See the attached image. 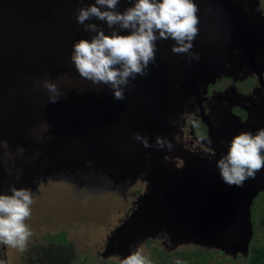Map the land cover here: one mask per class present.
<instances>
[{
	"label": "water",
	"instance_id": "95a60500",
	"mask_svg": "<svg viewBox=\"0 0 264 264\" xmlns=\"http://www.w3.org/2000/svg\"><path fill=\"white\" fill-rule=\"evenodd\" d=\"M262 73L260 0H0V232L49 182L126 202L143 184L102 259L136 264L148 240L247 258L264 192ZM251 75L263 99L242 121L234 83ZM203 102L217 116L210 151H192L183 126Z\"/></svg>",
	"mask_w": 264,
	"mask_h": 264
},
{
	"label": "rangeland",
	"instance_id": "374dc122",
	"mask_svg": "<svg viewBox=\"0 0 264 264\" xmlns=\"http://www.w3.org/2000/svg\"><path fill=\"white\" fill-rule=\"evenodd\" d=\"M138 186L130 190L127 203L120 193L78 195L68 185L49 182L41 187L40 194L22 205L25 208L21 212L23 217L11 218L12 236L7 244L12 251L9 259L12 264H120L117 257L101 260L96 256L100 257L108 234L119 224L113 217L114 211L120 213L121 202L128 205L138 198H133ZM263 193L255 198L251 209L252 217L257 213L256 219H252L254 241L264 247V224L260 221V217H264ZM124 209L118 220L123 217ZM31 232L39 244L29 254L25 245ZM59 241L67 247H57ZM159 249H164L159 241L148 240L136 264H246L243 256L223 259L222 254L214 250H198L193 246L180 247L172 253L165 251L168 256L156 253ZM196 255L201 257L196 259Z\"/></svg>",
	"mask_w": 264,
	"mask_h": 264
},
{
	"label": "flooded vegetation",
	"instance_id": "af4514ba",
	"mask_svg": "<svg viewBox=\"0 0 264 264\" xmlns=\"http://www.w3.org/2000/svg\"><path fill=\"white\" fill-rule=\"evenodd\" d=\"M260 1H261L263 11H264V3H263L264 1L263 0H260ZM262 74H263L262 78L264 81V73ZM232 83H233L232 78H226V77L222 78L216 84L210 86L207 96L211 97L215 92L225 90L226 88L231 86ZM234 84L237 87L238 92L246 96V103H242L243 107L236 105L233 109V112L237 116H239L242 121H246L249 116L246 107L249 108L251 107V105L259 103L263 99V97L259 96V92H261V89H262L261 80L258 75H251V76L244 78L243 80H238ZM216 117L217 116L215 115V113L213 114L212 112L211 103L203 102L202 104L197 105V107H195L192 110V112L189 115H187L184 126H183V132H182L183 143L184 141H186L187 143L185 144V146L186 147L190 146V150L192 149V151H196V150L210 151V149H207L206 146L202 144V141L206 137H208L209 131H210V126L205 119L207 118L208 120L213 121L217 119ZM144 190H145V186L143 184H140L137 190L133 193V198L134 197L137 198L139 195H141L144 192ZM120 204L122 206L121 212H123L124 207H126L127 209L126 203L124 204L121 202ZM19 209L20 211L18 209H15V210H11L10 212H8V215L2 221V232H0V264H2L1 262H3L4 264H12V261L9 259L12 251L10 250L7 244L9 243V238H11L12 236L11 222L13 220L11 218H14V216H20L21 212L24 211L25 208L21 206V208ZM121 212L118 213L114 211L113 217H115L117 222H119L118 219L120 215L122 214ZM20 217H23V216L21 215ZM62 234L64 233L62 232ZM29 238L30 240L28 242L26 241L27 245H25V247L29 249L28 253L32 254L34 252L33 250L37 249L36 245L39 243H37L38 239L36 237L34 238V232L30 233ZM23 245H24V242L22 243V246ZM54 245L55 244H52V246ZM58 245H61L59 246L61 248L67 247L60 241H59V244H57V247ZM98 258L103 260L101 257L96 256V259Z\"/></svg>",
	"mask_w": 264,
	"mask_h": 264
},
{
	"label": "trees",
	"instance_id": "16d2710c",
	"mask_svg": "<svg viewBox=\"0 0 264 264\" xmlns=\"http://www.w3.org/2000/svg\"><path fill=\"white\" fill-rule=\"evenodd\" d=\"M263 195H264V193H263ZM254 204V203H253ZM254 206V205H253ZM256 217H257V213H256V215L254 216V217H252V219H253V221L256 219ZM260 221H261V223L262 224H264V217L263 216H261L260 217ZM255 234H256V232H255ZM254 240H256L255 239V235H254V237H253V239H252V241H251V243H250V252H249V256L247 257V258H243L244 259V262L246 263V264H264V247L262 246V245H260V244H257ZM61 242V241H60ZM197 249V248H196ZM199 250V249H198ZM197 250V252H200V251H198ZM157 252L156 253H158V254H166L167 256L169 255V254H167L166 252H165V250L164 249H159V250H156ZM205 251V250H204ZM211 251H213V250H211ZM215 251V250H214ZM218 254H222V257H223V259H233V258H231V257H229V256H227L226 254H224L223 252H221V251H216ZM182 254V253H181ZM198 255V254H197ZM197 255L195 256V258L197 259V258H200L201 257V255H199V257H197ZM242 258V256L239 254V256H238V258L237 259H241ZM120 263V262H119ZM121 264V263H120Z\"/></svg>",
	"mask_w": 264,
	"mask_h": 264
}]
</instances>
